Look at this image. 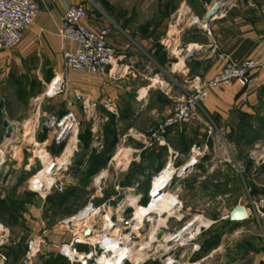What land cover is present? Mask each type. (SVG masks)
I'll return each mask as SVG.
<instances>
[{
    "label": "rangeland",
    "instance_id": "374dc122",
    "mask_svg": "<svg viewBox=\"0 0 264 264\" xmlns=\"http://www.w3.org/2000/svg\"><path fill=\"white\" fill-rule=\"evenodd\" d=\"M214 1L82 0V3L93 21L98 22L103 15L123 21L134 18L145 32L153 18L164 19L182 7L189 15L202 16ZM32 38L24 39L15 51L7 52L10 63L1 79L5 87L0 92V223L8 230L9 237L0 246V254L6 256V264H19L30 242L44 231H47L43 236L45 242L37 245L34 264L54 263L59 256V244L70 238L56 226L76 216L90 202L104 206L114 218L117 224L114 234L125 238L127 248H122L123 252L132 253L127 264H165L163 258L174 248L177 264H253V260L256 262L264 256V216L255 212L256 205L264 214V87L254 91L259 102L251 113L237 111L229 121L216 120L211 148L200 159L197 170L186 177L180 175L182 167H179L168 193L160 203L151 202L152 208L137 212L130 207L138 195L141 205H148V189L157 176L147 173L142 166L146 165L145 161L135 160L133 151L139 146L134 145L144 147L142 136L139 138L135 131L140 127L147 133L163 118H144L132 130V122L123 124L110 119L103 123L98 112L78 114L79 152L67 169L58 173L64 177L58 187L44 196L33 190L36 181H47L44 175L47 163L57 159L59 164L71 151L70 147L64 153L68 144L58 147L51 141V159L43 149V143L49 140L43 133L44 127L51 114L65 107L70 92L48 98L50 85L63 76L62 72L56 73L55 62L38 51L26 55V48L28 45L52 48L55 41ZM4 122L18 126V131L9 138ZM114 139L117 144L111 150L110 162L103 168H92L90 160L95 161ZM74 142L75 139L71 146ZM44 153L48 156L42 159ZM182 160H187L185 166L191 158L179 157L174 167ZM176 202L179 205L175 211L168 210L169 204L174 208ZM165 205L163 212L155 214ZM238 206L246 207L249 219L229 223V212ZM197 218L206 223L204 227L201 222L194 223ZM190 225L186 235L195 234L198 228L202 230L197 240L185 247H176L168 241ZM195 245L200 247L198 252ZM57 264L70 262L61 259Z\"/></svg>",
    "mask_w": 264,
    "mask_h": 264
},
{
    "label": "crops",
    "instance_id": "0c3cea01",
    "mask_svg": "<svg viewBox=\"0 0 264 264\" xmlns=\"http://www.w3.org/2000/svg\"><path fill=\"white\" fill-rule=\"evenodd\" d=\"M38 3L41 16L24 39L34 37L37 41H45L53 38L55 45L52 48L28 45L26 55L38 51L55 62L56 73L62 72L64 93L67 95L69 91L70 94L65 107L51 114L56 118L68 111H73L76 115H93L98 112V117L103 123L110 119H117L123 124L132 122L130 129L136 130L135 126L144 118L165 119L172 111L174 100L186 95L192 81L215 77L224 65L219 60L221 54L234 61L264 58V0L225 1L221 12L208 24L211 33L208 35L193 19L199 18L203 21L217 4L215 0L202 16L193 13L189 15V11L182 7L164 19L153 18L145 32L140 30V24L135 22L134 18L131 21H123L103 15L97 22L89 17L86 25L90 29L111 30L109 44L117 51L116 59L108 66L107 71L99 76L67 72L64 68L58 30L67 10L72 5L82 3V0H38ZM75 48V45L69 47L71 50ZM15 50L0 53V83L10 63L7 52ZM260 79L258 89L264 87V73ZM4 87L5 84L1 83L0 92ZM257 88L246 90L234 84L226 90L212 93L202 105L198 121L175 128L169 133L168 148L146 150L141 147L142 144H135L134 146H139L133 151L135 160L138 163L145 161L143 164L146 165L142 166L146 168L147 173L158 174L172 159L171 152L179 154L182 158H185V155L191 158L194 146L202 147L208 144L211 147L209 128L216 130V120L229 121L230 116L237 111L243 114L251 113L253 106L259 102V96L254 92H257ZM12 125L16 126L15 131H18L17 124ZM150 130L152 129L147 133ZM228 130L231 132V128ZM135 132L139 138L147 134L140 127ZM43 133L49 138L45 141L46 147H51L52 132L44 130ZM6 137L9 138L7 135ZM177 143L179 145L176 147ZM185 162L187 160H182L178 168L184 167ZM244 208L248 214V210ZM252 263L264 264V256L256 262L253 260Z\"/></svg>",
    "mask_w": 264,
    "mask_h": 264
},
{
    "label": "built area",
    "instance_id": "2783aa9c",
    "mask_svg": "<svg viewBox=\"0 0 264 264\" xmlns=\"http://www.w3.org/2000/svg\"><path fill=\"white\" fill-rule=\"evenodd\" d=\"M52 1L55 2L56 0ZM219 5L223 7L224 4ZM41 13L38 0H0V53L16 49L30 33L36 20L41 16ZM88 18V9L85 4L79 3L72 5L61 19L58 37L63 54L64 68L67 72L99 76L107 71L108 66L112 65L116 59L117 51L109 44L111 30L101 29L95 31L90 29L86 25ZM193 22L199 24L208 35H211L209 26L205 25L199 18H194ZM70 45H75L76 48L71 50L69 49ZM219 60L224 65L215 77L212 79H195L192 81L187 88L186 95L174 100L171 113L155 129L151 130L148 135L142 136L146 150L168 148L167 137L169 133L175 128L198 121L200 119L202 105L212 93L226 90L234 84L246 90H251L259 86L261 81L260 76L264 73V58L260 60L247 59L234 61L229 56L221 54ZM58 78L60 79L58 80L56 78V81H53L50 85L49 91L47 92L48 98L56 97L65 92L64 79L63 77ZM48 121L45 124L44 130L52 132L55 146L60 147L63 144H68L64 150V153H66L67 149L71 147L72 140L75 139L76 144L73 156L70 158L66 168L56 171L57 176L54 186L49 190H46L45 187L41 188L40 192L33 189L39 194H44V196L49 195L52 189L58 187V183L64 178L62 175L59 177L60 175L58 173L66 170L72 163V158L79 152L78 137L80 121L77 115L73 111H68L59 118L55 117L51 124H48ZM209 135H213L212 128H209ZM46 144V142L43 143V149L50 156L51 147H46ZM210 148L208 144L202 147L194 146L191 150V161L189 164L197 161L200 162V159L206 152H209ZM171 157L170 162L157 176L161 175L165 169L167 170L170 167L175 168L174 162L179 158V155L171 152ZM52 161L54 162L52 170H54L57 168V159ZM42 165L44 166L43 163ZM186 167L187 164L185 165ZM175 169L177 172L180 171L178 167ZM181 174H184V170L180 172ZM157 176L153 177L150 186L153 185ZM62 185L61 183L60 186ZM140 198L141 196L138 195L135 200H138L141 205ZM150 200L152 199L149 198V202ZM178 205L176 202L173 211H175ZM253 205L255 204L253 203ZM131 209L135 210L133 207ZM120 211L122 213L124 212V210ZM255 212L264 216L256 205ZM145 216L149 215L147 214ZM227 218L229 219V216ZM191 225L188 228H191ZM116 227L117 224L114 223V218L107 214L104 206L90 202L76 216L62 221L56 226V229L60 233L69 235L70 237L68 241L59 244L57 249L58 254L67 259L70 264H100L99 260L105 256H110L109 259H114V253L110 254L106 252V245L116 243L118 248H127L123 242L125 238L114 234L117 231ZM46 234L47 231H44L43 235L35 237L30 242L28 252L19 264H34L35 250L38 244L45 242L43 236ZM201 234L202 230L200 228L193 234L195 235L194 238L192 233L187 234L189 237H186L187 235L185 234L183 240L181 239L184 242L181 244L180 237H178L177 233L173 235V240L170 243H174L176 247H185L197 240ZM8 237V230L0 223V246L5 244ZM79 247L88 249L82 251ZM195 248L196 252L200 250V247L197 245H195ZM175 251V248L170 250L163 258L165 264L178 263ZM130 261L131 258H126L121 262H117V264H127ZM6 262V256L0 254V264H6Z\"/></svg>",
    "mask_w": 264,
    "mask_h": 264
},
{
    "label": "bare ground",
    "instance_id": "6f19581e",
    "mask_svg": "<svg viewBox=\"0 0 264 264\" xmlns=\"http://www.w3.org/2000/svg\"><path fill=\"white\" fill-rule=\"evenodd\" d=\"M75 144H76V141L72 144L71 151L67 154V156L59 164L56 163L57 164V168L56 169L52 170V166H53L54 163H47L44 175L45 176L47 175L45 178H47L48 180L47 181L46 180L45 181H40V180L36 181V183H35L36 188H34V190L40 192L41 188L45 187L46 190H49V189H51L54 186V184L56 182V176H57L56 171H59L61 169L66 168V166L69 163L70 158L73 156V152L75 150V148H74ZM44 154H45V156H42L43 157L42 159H44V158H46L48 156V154H46V153H44ZM189 163L187 164V166L189 165ZM63 166H65V167L63 168ZM183 170H185V166L181 168V172H183ZM165 171H166V169L164 170V172L161 175L157 176V178L154 181L153 185H151L150 188H149L148 196H149V198L152 199V200H150L149 204L144 207V206L139 204L138 200H134L130 207H133L138 212L139 210H141V209L143 210V209H145L147 207L148 208H152V206L150 205L151 202H152V205H156V204L161 202V200L163 199L165 194L168 193V188L170 187V185H171V183L173 181V178L175 177L176 173H178L176 171V169L173 168V167H170L169 169H167L166 172ZM41 180H43V179H41ZM32 186H33V184H32ZM165 207H166V205L161 207V210H157L155 214L163 212ZM169 209H173V206H171V203L169 204L168 210ZM167 213H168V211H167ZM196 222H201L203 227L206 224L201 218H199V219L197 218L194 221V223H196ZM190 229L191 228H188V226H186L183 230H181L178 233V237H180V243L181 244H183V242H184L182 240H183V237L186 234L185 232L189 231ZM198 232H199V230H198ZM194 236L195 235H193V238H194ZM171 240H173V236L168 241L172 242ZM96 243H97V241H96ZM101 243H98V244H101ZM105 249H106L107 253H110V254L114 253L115 257H114V259H109L110 256H105V257H103V258H101L99 260L100 264H117V262H121V261L125 260L126 258H131L132 257V253L131 252L130 253L127 252V251L123 252L122 248H118L116 243H112V244L106 245Z\"/></svg>",
    "mask_w": 264,
    "mask_h": 264
},
{
    "label": "water",
    "instance_id": "95a60500",
    "mask_svg": "<svg viewBox=\"0 0 264 264\" xmlns=\"http://www.w3.org/2000/svg\"><path fill=\"white\" fill-rule=\"evenodd\" d=\"M218 4L214 5L212 7V9L208 12V14L206 15L205 19L203 20V23L205 25H208L209 22L215 17L217 16L221 10L223 9V7H221L219 4H223L225 2V0H217ZM192 57V56H190ZM55 119V115L50 116V119L48 121V124H51V122ZM4 128L6 129V135L8 137H10L12 135V133L16 130V126H13L7 122L4 123ZM193 167V164H189L184 172H188L189 170H191V168ZM229 220L231 222H244L246 220H248V215L246 213V210L244 207L242 206H238L235 207L230 213H229Z\"/></svg>",
    "mask_w": 264,
    "mask_h": 264
},
{
    "label": "trees",
    "instance_id": "16d2710c",
    "mask_svg": "<svg viewBox=\"0 0 264 264\" xmlns=\"http://www.w3.org/2000/svg\"><path fill=\"white\" fill-rule=\"evenodd\" d=\"M117 144V139H114L110 144L109 146L106 148H104V151L101 152L100 156H98L95 161L92 163V161L90 160V164H91V167L92 168H95L97 166L103 168L105 167L111 160V150L115 147V145ZM185 151V150H184ZM162 152V151H161ZM229 223H232L230 220H229ZM66 260L65 258L61 257L60 255L58 256L57 260L52 263V264H57L59 260Z\"/></svg>",
    "mask_w": 264,
    "mask_h": 264
},
{
    "label": "flooded vegetation",
    "instance_id": "af4514ba",
    "mask_svg": "<svg viewBox=\"0 0 264 264\" xmlns=\"http://www.w3.org/2000/svg\"><path fill=\"white\" fill-rule=\"evenodd\" d=\"M200 162H193V167L191 168V170H189L188 172H184V176L188 177L189 175H192V173L197 170L196 168L199 166Z\"/></svg>",
    "mask_w": 264,
    "mask_h": 264
}]
</instances>
